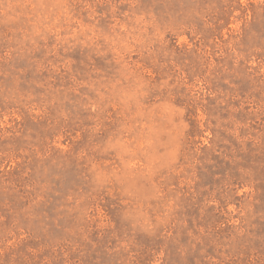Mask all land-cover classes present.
Segmentation results:
<instances>
[{
    "label": "rangeland",
    "instance_id": "rangeland-1",
    "mask_svg": "<svg viewBox=\"0 0 264 264\" xmlns=\"http://www.w3.org/2000/svg\"><path fill=\"white\" fill-rule=\"evenodd\" d=\"M0 264H264V0H0Z\"/></svg>",
    "mask_w": 264,
    "mask_h": 264
}]
</instances>
